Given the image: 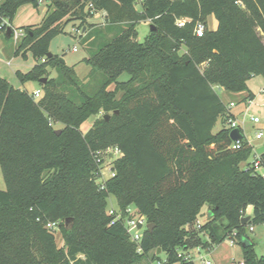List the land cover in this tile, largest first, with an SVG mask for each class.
Returning a JSON list of instances; mask_svg holds the SVG:
<instances>
[{
	"label": "trees",
	"instance_id": "16d2710c",
	"mask_svg": "<svg viewBox=\"0 0 264 264\" xmlns=\"http://www.w3.org/2000/svg\"><path fill=\"white\" fill-rule=\"evenodd\" d=\"M42 1L43 19L26 26L14 48L15 54L33 53L36 63L17 75L22 83L40 82L42 95L34 98L0 76L6 182L0 189V264H136L149 256L152 263L196 264L185 256L193 244L209 248L201 233L219 243L234 232L243 264H264L252 241L241 242L247 225L264 221V177L244 168L257 148L246 136L232 147L228 120L234 115L217 91H246L250 78L264 76V0ZM39 2L0 0V34L13 38L7 28L19 6ZM93 10L107 12L103 26L90 21ZM210 16L215 28L208 27ZM182 17L189 21L179 26ZM75 20L85 42H100L84 59L104 75L94 93L85 90L74 66L48 56L50 41ZM141 20L155 27L143 42ZM199 21L206 25L202 36L195 31ZM124 72L130 78L121 81ZM92 116L94 124L83 132ZM219 120L223 126L215 132ZM111 146L124 155L100 188L95 154ZM260 157L264 161V152ZM111 196L152 224L142 252L122 222L110 224ZM204 205L210 216L199 228ZM248 206L253 216L243 222ZM49 222L60 223L64 247Z\"/></svg>",
	"mask_w": 264,
	"mask_h": 264
},
{
	"label": "rangeland",
	"instance_id": "374dc122",
	"mask_svg": "<svg viewBox=\"0 0 264 264\" xmlns=\"http://www.w3.org/2000/svg\"><path fill=\"white\" fill-rule=\"evenodd\" d=\"M47 10V4L43 1H40L36 6L32 3H24L19 6L11 26L17 29H25L26 26L39 24L43 19ZM103 15L95 14L90 21L98 26H103ZM79 25V21H69L63 32L58 33L51 41L49 45V51L57 56L62 62H64L68 66H74L76 73L84 85L85 90L88 93H94L97 91L104 82V75L101 71L93 68L91 65L85 63L84 59L86 57H90L95 51H97L100 42L96 44V42L89 43L85 42L84 37H81L79 34L73 31V27H77ZM217 25V21L214 16H210L208 18V27L215 28ZM138 29V40L143 42L150 32V21L141 20L137 24ZM114 33H108L107 36L111 37ZM20 40V39H19ZM18 40V41H19ZM14 38L8 39L5 38L2 34H0V76L7 78L9 83L13 85L15 88L25 89L27 88L29 91H33L34 89H41L40 82L38 81H28L22 83L17 75V71L20 70L22 72H27L31 69V67L36 63V59L33 56L31 51H28L26 55L15 54L14 48L16 43ZM4 44V45H3ZM6 47V50H5ZM10 61V63H9ZM50 75L56 77L58 72L56 69L49 66ZM130 78V75L127 72H124L120 75L119 80L125 81ZM114 85L110 86L112 89ZM264 87V76L257 75L249 79L248 81V90L242 91L239 93L227 92L221 87H217V91L220 96L224 100L226 104H230L231 101L236 102V106L232 108V112L238 114L241 110L244 109L245 102L243 96H247V92L251 91L257 94L256 104H254L249 113L246 115V125L244 127L246 138L254 143H258L260 139L264 137L256 136V130L262 128L264 130V92H260V88ZM104 112L102 111L100 115ZM255 115L259 116L261 119L260 123H254L250 116ZM99 115V116H100ZM96 117L92 116L87 121L82 124L83 132H87L95 122ZM61 124H56V127H60ZM223 126L221 120L218 121L217 125L214 128V131H219ZM103 162H110L108 157L104 154L101 155ZM254 156H251L253 159ZM117 158V155L114 157ZM105 173L107 175L110 174L109 166H105ZM0 189H6V182L2 173V168L0 165ZM117 205V200L114 196L109 198L108 207L111 205ZM247 213V209L245 210V214ZM248 215L253 216V210L249 206L248 207ZM210 216L208 205H204L202 208V212L199 215L198 221L200 223H205ZM254 230H250L249 226H246L245 237H248L253 243L256 253L259 256L264 255V221L257 222L253 224ZM57 236V244L60 247L65 246V242L61 233L57 230L55 231ZM221 234V231H219ZM201 239L203 241H208L210 243L209 248L204 247V245L193 244L188 248V251L193 256V260L196 264H202L200 260V256H204L206 259H210L214 264H239L243 260V248L241 243L239 242L238 237L235 235V244L232 246L229 243L230 236L227 237L222 242H212L210 237L205 234H200ZM245 240V238H242ZM199 247L200 252H199ZM164 257V253L161 254ZM155 263V262H154ZM136 264H153L151 262V256L144 258L141 262Z\"/></svg>",
	"mask_w": 264,
	"mask_h": 264
},
{
	"label": "built area",
	"instance_id": "2783aa9c",
	"mask_svg": "<svg viewBox=\"0 0 264 264\" xmlns=\"http://www.w3.org/2000/svg\"><path fill=\"white\" fill-rule=\"evenodd\" d=\"M42 1V0H40ZM92 6V5H90ZM94 15L96 14H102L103 15V21L105 20V17L107 15V12L105 10H101V11H96L93 10ZM151 21V20H149ZM189 21L188 18H178L176 23L179 26H184L187 22ZM4 23H7V21H5ZM8 25L12 28V33H13V38L15 39V41H18L19 39H21L22 37L25 36V31L23 29H17L14 28L13 26H11L9 23ZM206 30V25L204 22L199 21L196 25L195 31L199 36H202L204 34ZM73 31H75V33L77 34H83V31L77 26V27H73ZM262 91L264 92V88L262 89ZM30 94L34 97V98H39L42 95V90L41 89H36L33 92H30ZM252 104H254V98H249L246 100V107L244 110V117L239 119L235 116H230L229 120H228V126L233 129L235 127H240L243 131V133L245 134L244 131V127L246 125V115L249 113L250 107L252 106ZM236 106V103L234 101H231L230 104L228 105L229 110L232 112V108ZM250 119L254 122V123H260L261 119L259 116H255L252 115L250 116ZM256 136L257 137H264V130L259 128L256 130ZM241 146V140L238 141H233V148H239ZM104 154L108 157L109 161L107 164L103 162V159L101 157V155ZM117 155V158L122 157L124 155V153L118 148V147H108L104 150H99L96 154H95V158L97 163H99L101 165L100 168V172L97 176V183L99 184L100 188H104L106 181L115 176V171L113 170V162L115 159V156ZM253 159L250 160L249 163H246L245 165V169H251L253 170L254 173L256 174H261L264 177V161L261 159L260 157V153L257 152V149L255 150V153L253 155ZM105 166H109V172L110 174L107 175L105 173ZM107 213L108 215L111 216V222L110 224H115L116 222H122L129 234V238L132 242L136 243L138 245V252H142V247H141V242L143 240L144 237V233L145 230L148 228L149 225V221L148 218L146 217V215L141 214L136 207L129 205L126 208H121L120 206L117 205H111L108 207L107 209ZM203 223H200L199 221H197V226L200 228L202 226ZM47 228L51 229V230H59L60 228V223L59 222H49L47 223ZM250 230L254 229V226L251 224L249 226ZM236 235V232L233 233V235L230 236V239L228 240L230 245H234L235 244V238L234 236ZM200 247H199V252H200ZM181 255V254H180ZM81 257H83V255H80ZM185 258L187 259H193V256L191 255V253L188 251V254L185 256ZM200 260L202 262V264H214L212 262V260L210 259H206L204 256H200ZM155 262V263H154ZM153 264H166V258H162L159 260L154 261ZM239 264H243V261H241Z\"/></svg>",
	"mask_w": 264,
	"mask_h": 264
},
{
	"label": "water",
	"instance_id": "95a60500",
	"mask_svg": "<svg viewBox=\"0 0 264 264\" xmlns=\"http://www.w3.org/2000/svg\"><path fill=\"white\" fill-rule=\"evenodd\" d=\"M150 28L151 29H155L154 25H151ZM7 33H8V36H10L12 34V28L11 27H8L7 28ZM51 55H52V53L49 52L48 56H51ZM40 81L41 82H46L47 81V77L41 78ZM105 117L107 119H109L110 114H105ZM57 132L60 133L61 132V129H57ZM230 137H231V139L233 141H238V140H243L245 138V134L243 133V131H242V129L240 127H235L233 129H231V131H230ZM257 152L260 153V154L263 153L264 152V145L259 146L257 148ZM247 220H249V216L244 217L242 219L243 222H246ZM151 226H152V224L149 223L148 227L151 228ZM241 242H242V244L244 246H246V245L249 244V242L248 241L246 242L245 240H242ZM160 252H161V249L158 250V253H160Z\"/></svg>",
	"mask_w": 264,
	"mask_h": 264
},
{
	"label": "crops",
	"instance_id": "0c3cea01",
	"mask_svg": "<svg viewBox=\"0 0 264 264\" xmlns=\"http://www.w3.org/2000/svg\"><path fill=\"white\" fill-rule=\"evenodd\" d=\"M35 25H36V24H35ZM3 45H4V44H3ZM5 50H6V47H5ZM9 63H10V61H9ZM253 77H254V76H253ZM6 79H7V78H6ZM263 88H264V87H261V88H260V92H263V91H262ZM25 89L28 90L27 88H25ZM34 90H36V89H34ZM34 90H33V91H34ZM28 91H29V90H28ZM33 91H32V92H33ZM29 92H31V91H29ZM252 93H253V92H252ZM253 94H254V104H256V101H255V100H256L257 94H255V93H253ZM248 96H249V92H247V96H246V95L243 96V98H244V102H245L244 109L241 110L240 112H238V114H235V113L232 112L233 115H234L235 117L241 119V118H243V117L245 116V115H244V110H245V107H246V100H247L246 98H247ZM234 102H235V101H234ZM235 103H236V102H235ZM254 104H252V106H253ZM252 106H251V107H252ZM251 107H250V108H251ZM261 129H262V128H261ZM257 139H258V137H257ZM250 142H251V141H250ZM251 143L254 145L255 148H258L259 146L264 145V144H263V139H260L258 143H254V142H251ZM248 207H249V206H248ZM250 207H251L252 210H253V207H252V206H250ZM247 216H249V220L252 218L251 215H248V208H247L246 217H247ZM249 220H247V221H249ZM250 225H251V224H249V225H247V226H250ZM249 229H250V228H249ZM253 230H254V229H253ZM251 231H252V230H251ZM244 238H245V241H246V242H247V241H248L249 243L251 242V240H250L248 237H244ZM212 262H213V261H212Z\"/></svg>",
	"mask_w": 264,
	"mask_h": 264
}]
</instances>
